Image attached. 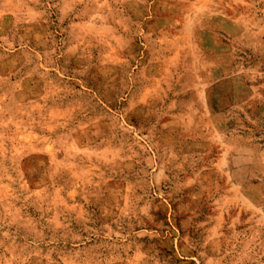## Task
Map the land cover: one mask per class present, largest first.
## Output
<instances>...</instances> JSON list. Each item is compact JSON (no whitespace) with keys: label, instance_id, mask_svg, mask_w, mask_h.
<instances>
[{"label":"rangeland","instance_id":"1","mask_svg":"<svg viewBox=\"0 0 264 264\" xmlns=\"http://www.w3.org/2000/svg\"><path fill=\"white\" fill-rule=\"evenodd\" d=\"M0 264H264V0H0Z\"/></svg>","mask_w":264,"mask_h":264}]
</instances>
